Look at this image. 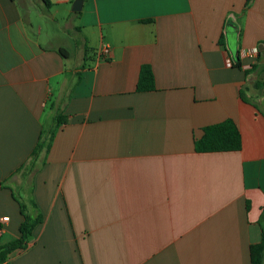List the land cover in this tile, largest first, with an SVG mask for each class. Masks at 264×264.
Wrapping results in <instances>:
<instances>
[{"label":"crops","instance_id":"obj_1","mask_svg":"<svg viewBox=\"0 0 264 264\" xmlns=\"http://www.w3.org/2000/svg\"><path fill=\"white\" fill-rule=\"evenodd\" d=\"M81 1L72 12L74 0H0V246L20 236L18 201L42 217L7 262L250 264L264 208V0L243 17L246 0ZM236 52L242 68L226 66ZM142 66L153 91H137ZM58 112L67 122L42 167L16 173ZM225 120L240 149L195 152Z\"/></svg>","mask_w":264,"mask_h":264},{"label":"trees","instance_id":"obj_2","mask_svg":"<svg viewBox=\"0 0 264 264\" xmlns=\"http://www.w3.org/2000/svg\"><path fill=\"white\" fill-rule=\"evenodd\" d=\"M252 1L253 0L245 1L244 9L241 14L242 17ZM220 42H222V39ZM232 61V66L242 68L238 52H236ZM249 68L251 69L252 67ZM153 90L154 80L152 72L148 66H142L137 83V91L147 92ZM66 122V117L58 112L54 116L51 126L46 130L42 129L31 154L16 173L23 171L26 175H29L36 171V169L39 170L42 167L56 131ZM240 146L241 142L238 129L231 120H225L221 123L203 128L202 137L194 142V149L197 153L232 152L238 151ZM0 186H3V184H0ZM18 204L20 214L23 217L19 226L20 236L18 239L0 246V264H9L7 262V256L14 250L25 249L31 239L32 230L36 225L42 222V217L37 211L33 201L30 200V205L34 209L32 213L27 211L26 205L21 201H18ZM258 224L261 231V239L258 244L250 246V264H264V208L260 214Z\"/></svg>","mask_w":264,"mask_h":264},{"label":"built area","instance_id":"obj_3","mask_svg":"<svg viewBox=\"0 0 264 264\" xmlns=\"http://www.w3.org/2000/svg\"><path fill=\"white\" fill-rule=\"evenodd\" d=\"M109 50L107 47H102L100 48V50H98L97 55H99L100 57H103L105 55H108ZM245 55L250 58L251 60H255L257 59L258 56V50L256 48L250 49L248 50ZM225 64L226 66H232L233 61L230 58H227L225 60ZM249 68V67H248ZM248 68H244V69H248ZM9 222V218L8 217H1L0 218V238L4 232V226Z\"/></svg>","mask_w":264,"mask_h":264},{"label":"rangeland","instance_id":"obj_4","mask_svg":"<svg viewBox=\"0 0 264 264\" xmlns=\"http://www.w3.org/2000/svg\"><path fill=\"white\" fill-rule=\"evenodd\" d=\"M65 22L64 21H59L58 23H56L55 25H56V28L59 30V35L61 36H63V37H65V38H67V39H69V35L67 36V34L66 33H64L63 31L65 30Z\"/></svg>","mask_w":264,"mask_h":264},{"label":"water","instance_id":"obj_5","mask_svg":"<svg viewBox=\"0 0 264 264\" xmlns=\"http://www.w3.org/2000/svg\"><path fill=\"white\" fill-rule=\"evenodd\" d=\"M82 1L81 0H74L71 10L72 12H79L81 10Z\"/></svg>","mask_w":264,"mask_h":264}]
</instances>
